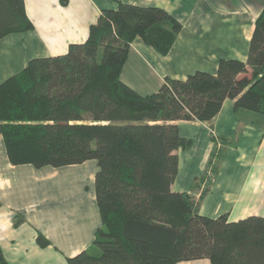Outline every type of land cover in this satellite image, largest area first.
Masks as SVG:
<instances>
[{
    "label": "trees",
    "instance_id": "obj_1",
    "mask_svg": "<svg viewBox=\"0 0 264 264\" xmlns=\"http://www.w3.org/2000/svg\"><path fill=\"white\" fill-rule=\"evenodd\" d=\"M25 0H0V39L33 29ZM182 23L160 7L119 2L102 10L83 43L63 55L32 59L0 84V134L14 164L63 167L96 160V197L103 224L93 250L68 264H264V217L231 221L199 212L228 142H215L199 198L172 190L177 150L190 146L177 121L211 125L227 99L236 112L264 115V9L247 62L221 59L216 74L165 78L142 96L121 81L132 42L140 37L168 54ZM213 172L208 176V170ZM205 184V188H202ZM203 189V190H201ZM39 245L49 241L39 235ZM0 264H9L0 249Z\"/></svg>",
    "mask_w": 264,
    "mask_h": 264
},
{
    "label": "crops",
    "instance_id": "obj_2",
    "mask_svg": "<svg viewBox=\"0 0 264 264\" xmlns=\"http://www.w3.org/2000/svg\"><path fill=\"white\" fill-rule=\"evenodd\" d=\"M119 2L160 7L182 23L166 55L140 37L132 42L121 81L142 96L157 92L164 79L185 80L197 71L216 74L221 59L247 62L250 40L264 0H25L33 29L0 39V84L34 58L63 55L83 43L104 9ZM190 141L177 150L179 170L172 190L199 198L195 184L204 174L215 142H228L199 212L231 221L264 217V115L236 112L227 99L211 125L177 121ZM96 160L63 167L14 164L0 134V249L9 264H68L93 250L102 215L96 197ZM43 235L48 246L39 245ZM178 264H212L209 259Z\"/></svg>",
    "mask_w": 264,
    "mask_h": 264
},
{
    "label": "built area",
    "instance_id": "obj_3",
    "mask_svg": "<svg viewBox=\"0 0 264 264\" xmlns=\"http://www.w3.org/2000/svg\"><path fill=\"white\" fill-rule=\"evenodd\" d=\"M213 175V172L211 171V169L210 170H208V176H212ZM202 188H205V184L203 185V187Z\"/></svg>",
    "mask_w": 264,
    "mask_h": 264
},
{
    "label": "rangeland",
    "instance_id": "obj_4",
    "mask_svg": "<svg viewBox=\"0 0 264 264\" xmlns=\"http://www.w3.org/2000/svg\"><path fill=\"white\" fill-rule=\"evenodd\" d=\"M244 1H249V0H243V2H244ZM263 9H264V6H263ZM263 9H262V10H263ZM262 10H261V12H262ZM261 12H260V13H261ZM260 13H259V14H260ZM258 16H259V15H258ZM201 190H203V189H201ZM199 194H200V193H199Z\"/></svg>",
    "mask_w": 264,
    "mask_h": 264
}]
</instances>
